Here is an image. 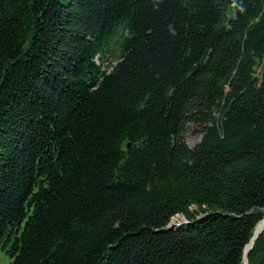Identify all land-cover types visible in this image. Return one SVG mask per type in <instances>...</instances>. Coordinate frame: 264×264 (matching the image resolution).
Masks as SVG:
<instances>
[{"label": "trees", "instance_id": "1", "mask_svg": "<svg viewBox=\"0 0 264 264\" xmlns=\"http://www.w3.org/2000/svg\"><path fill=\"white\" fill-rule=\"evenodd\" d=\"M263 215L264 0H0L9 264H244Z\"/></svg>", "mask_w": 264, "mask_h": 264}, {"label": "rangeland", "instance_id": "2", "mask_svg": "<svg viewBox=\"0 0 264 264\" xmlns=\"http://www.w3.org/2000/svg\"><path fill=\"white\" fill-rule=\"evenodd\" d=\"M116 54H117V52L113 53V55H112L113 57L111 58V60H114L116 58ZM197 128H199V127H197L196 125L190 124L189 128L186 132V135H185L186 140L190 146H193L201 138V132ZM175 217H173V220H175V221L177 219L184 218L183 215H176ZM9 261H10V257L8 255V253L6 252V250L1 249L0 250V264H9Z\"/></svg>", "mask_w": 264, "mask_h": 264}, {"label": "water", "instance_id": "3", "mask_svg": "<svg viewBox=\"0 0 264 264\" xmlns=\"http://www.w3.org/2000/svg\"><path fill=\"white\" fill-rule=\"evenodd\" d=\"M184 216V215H183ZM188 222L187 218L184 216V218L181 219H177L175 220H171L168 224V227L174 226V225H181L183 223ZM264 230V215L263 217L257 222V224L255 225V228L253 230V233L251 235L250 240L247 242V244L245 245L244 248V264H248V252L249 250L253 247L256 239L259 237V235L261 234V232Z\"/></svg>", "mask_w": 264, "mask_h": 264}, {"label": "bare ground", "instance_id": "4", "mask_svg": "<svg viewBox=\"0 0 264 264\" xmlns=\"http://www.w3.org/2000/svg\"><path fill=\"white\" fill-rule=\"evenodd\" d=\"M175 218H176V217H175ZM175 218H174V219H175Z\"/></svg>", "mask_w": 264, "mask_h": 264}]
</instances>
